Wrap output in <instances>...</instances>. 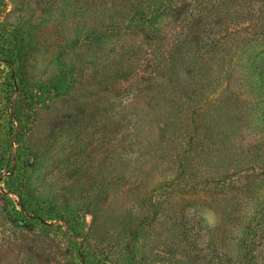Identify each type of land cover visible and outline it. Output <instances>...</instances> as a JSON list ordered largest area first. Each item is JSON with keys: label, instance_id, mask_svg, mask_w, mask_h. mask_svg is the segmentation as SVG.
Here are the masks:
<instances>
[{"label": "rangeland", "instance_id": "1", "mask_svg": "<svg viewBox=\"0 0 264 264\" xmlns=\"http://www.w3.org/2000/svg\"><path fill=\"white\" fill-rule=\"evenodd\" d=\"M204 1L210 0H189L186 12L178 2L174 18L167 11L147 29H135L138 4L151 0H0V152L8 151L20 171L0 174V264H184L195 263V255L223 264L216 257L235 255L230 245L240 227L226 224V208L251 219L263 201L246 199L238 173L211 161L224 159L215 144L183 154L191 139H200L203 117L192 107L184 112V94L162 75L169 53L187 60L171 46L181 22L195 18ZM228 3L200 14V25L221 47L203 76L222 84H210L206 94L211 102L229 82L238 93L243 85L250 94L238 98L244 111L258 112L263 100L253 98L258 90L248 88L247 77L259 45L233 54L237 43L221 30L258 16L264 0ZM16 39L23 85L22 77L13 80L5 53ZM154 70L160 75L151 81ZM176 80L192 93L184 75ZM16 102L20 122H11L1 113L6 108L11 115ZM257 127L250 123L237 140L250 142ZM219 173L228 178L219 181ZM16 193L39 218L24 213L28 220L22 219Z\"/></svg>", "mask_w": 264, "mask_h": 264}, {"label": "trees", "instance_id": "2", "mask_svg": "<svg viewBox=\"0 0 264 264\" xmlns=\"http://www.w3.org/2000/svg\"><path fill=\"white\" fill-rule=\"evenodd\" d=\"M188 1L189 0H151V4L142 5V3H139L138 6L141 7V12L139 13L141 16L138 19L139 21H136V25L131 28L141 29L144 26L147 29V24L151 26L154 25L159 18L164 17L167 11L171 18H174L175 16L172 15V12L177 7V4H183V10L180 11L186 12L191 6V4L186 3ZM193 1L195 2V0ZM200 4L201 8L198 9V11L196 9L197 14H195V18L191 19L189 23L184 21L181 22L182 33L174 38L173 45H175L171 46L172 51H176L177 48L180 47L181 50H183L182 55L187 54V60L180 61L181 58L177 57L176 54L172 53V55H170L169 53L162 61V65L167 68L165 73L162 71V75L178 87L181 92L180 95L184 94V101L181 104L185 108L184 112H186V114L191 113L192 107V114H194V110L197 109V113H200L201 118L203 117L201 121L202 124L200 123V128L202 129V132L199 134L200 139L196 141L191 139V143L189 142V151L184 148L183 154L187 156V154L193 152V148L197 150V147L202 143L203 146L206 147H213L215 144L219 148H217L218 152L224 153V159L214 157L211 161L215 163L222 160L224 167H228L229 171L234 170L238 173L237 175L242 179V194H244L245 191L249 193L246 199H255L256 197L257 202L263 201L256 205L260 206V208L255 209L254 212L251 213V219L247 215L248 213L234 211V207L230 209L229 207L226 208L228 210L225 218L226 224L231 225L232 230H236L238 227L241 229L238 228L237 231H233L234 237L232 238V242L238 237V241L230 245L235 255L232 257L226 255L225 258L221 255L220 257H216V259H225V263L223 264H226V262L229 263L231 260L232 262L229 264H264V149L259 148L260 142L264 139V115H262V111H264V10L260 11L258 16L254 14L248 22L245 21L240 26L238 24L239 22L233 24L237 29L227 26L221 30L224 32L223 38L227 37L226 39L232 40V43L229 42L230 44H234L233 42L237 43V45L234 46L235 52L233 54L242 50H244V52L249 51L250 47L255 43L259 45V50L253 51L254 53L250 57V67L253 70L251 71V76L247 77L248 82H246L250 86L248 87L249 89H251L252 86L256 87L259 92L257 91V94H254L253 98L256 100L257 97L255 96H259L263 100V104L260 105L261 107L257 108V110H259L258 112L255 110L245 112V107H243L238 98L241 97V94H250L245 92L243 85L240 87L241 93H238L236 91L234 92V90L231 91L230 88L232 86L231 82H229L226 86V92L219 98L211 101L212 103L208 99L209 93L206 94V88H209L208 86L210 84H222V80H213L214 82L210 79L204 80V70L207 63H209V59L219 55L218 53L221 52L219 48L221 47L217 41L209 39V34H207L200 25V14H204L208 9L228 8L226 6L229 3L228 0H210L207 3L205 1L200 2ZM260 46H263V48ZM223 47L224 44L222 48ZM5 53L7 56L6 58L9 59L11 64L15 67L11 75L13 80L16 79L17 76L22 77L20 85H23L26 82L25 69L23 66L24 55L19 39H16V41L11 44L10 48H6ZM179 69H182L181 75L178 73ZM154 72L153 75L150 73L151 78H149V80L151 79V81L155 80L153 78H157V76L160 75L155 70ZM183 75L191 84L192 93L190 94H185L178 85L180 80H176L177 77L182 78ZM18 87L19 86L14 83L12 91L17 92ZM198 90H201V94L207 97L206 99H208V101L206 105L208 103L209 106L205 107L203 103L197 99L198 97L195 93H197ZM254 103V106H256V101ZM5 111H2L1 114L2 116L5 114V117H7L6 119H10L11 122L13 120L20 122L17 102L10 108L11 115L7 114L6 108ZM254 112L257 116H263V119L255 117ZM245 113L249 114V117H247ZM250 123L258 124V131L255 130L253 131L255 133L251 134L252 140L249 139L250 142L247 138L244 140H237L238 137L241 136L240 133H245V129H247V125ZM185 130L187 134L188 125L185 126ZM7 153L8 151L0 152V174L7 172L10 175L14 174L13 177H15L20 171L17 165L10 159L11 157H6ZM217 154L208 153L207 156L212 157ZM257 171H260L259 174H257ZM219 174V181L228 178H226V176H228L226 175L227 173ZM21 187L23 188V184ZM16 194L18 195L19 193ZM18 196L22 200L19 204L22 209L20 212L22 219H26L24 218L25 214L39 218L35 207L25 203L22 195ZM243 201L245 202V198ZM240 219L244 221V224L238 225ZM13 229L15 231L19 230L17 227H13ZM195 256L197 259L195 263L194 261H190L184 264H197L200 255ZM228 258L230 260H228ZM200 260L203 264H221L219 261Z\"/></svg>", "mask_w": 264, "mask_h": 264}]
</instances>
